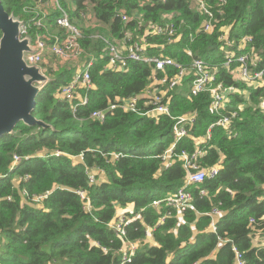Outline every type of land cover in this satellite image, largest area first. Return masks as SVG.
<instances>
[{"label": "trees", "instance_id": "trees-1", "mask_svg": "<svg viewBox=\"0 0 264 264\" xmlns=\"http://www.w3.org/2000/svg\"><path fill=\"white\" fill-rule=\"evenodd\" d=\"M29 2L1 0L4 10L20 20L34 16L24 11ZM71 2L75 11L70 19L82 32L84 57L93 60L92 88L80 90L88 102L73 112L59 90L71 81L76 65L46 56L52 70L44 69L51 81L36 96L32 112L46 127L19 122L11 134L0 137V264H120L117 249L123 241L108 223L117 207L129 204L141 211L142 219L125 228L126 240L139 243L125 264H233L232 245L245 264H264V246H253L252 241L264 238V87L234 80L222 66L226 52L238 56L251 48L264 66V0H226L223 6L205 0L214 13L211 33L197 32L205 15L191 8L193 0ZM122 11L133 17L125 28L135 39L144 36L148 55L184 65L202 59L214 72V85L236 90L224 97L225 109L217 114L209 94L190 95L192 73L175 88H162L172 117L195 119L175 153L198 149L197 163L204 170L218 168L213 178L188 188L191 207L180 215L165 204L158 209L151 205L185 183L181 161L164 168L159 158L174 142V122L162 115L148 118L120 110L102 122L89 118L118 98L140 94L150 83L152 70L146 64L128 62L125 72L106 66L103 41L120 38ZM137 14L142 15L141 27ZM50 20L44 19L56 29ZM150 23H171L173 33L144 34ZM174 72L167 69L170 76ZM230 111L237 115L228 129L214 127L208 137V127ZM112 153L118 158L112 159ZM14 156L20 161L14 163ZM91 170L103 173L95 184L88 180ZM79 191L89 200V211ZM213 208L222 213L215 220L209 216Z\"/></svg>", "mask_w": 264, "mask_h": 264}, {"label": "built area", "instance_id": "built-area-1", "mask_svg": "<svg viewBox=\"0 0 264 264\" xmlns=\"http://www.w3.org/2000/svg\"><path fill=\"white\" fill-rule=\"evenodd\" d=\"M30 1L29 5L24 8V11L32 13L34 16L29 20H20V37L29 36L31 38L32 52L25 55L26 63L28 65L40 67L42 72L46 74L45 69L49 71L52 70V65L48 63L46 56H52L62 62H67L76 66L81 64L82 59L86 60L80 43L82 32L71 21L70 15L61 5L60 0ZM150 1L151 0H142L143 3H148ZM225 1L226 0H217L216 5L223 6ZM191 8L205 15V20L201 23L197 32L211 33L213 29L212 21H214V13L205 3V0H193ZM218 13L221 14V11ZM79 15L81 19L85 21L88 20V23L89 21L92 22L84 13H80ZM49 16H51L50 21L54 22L56 29L52 28V22L50 24L45 23V17ZM132 18V16L122 11L120 20L124 28L119 33L120 38H112L111 40L105 38L103 41L106 46L104 49V55L107 59L106 66L113 71L125 72L128 70V62L146 64L150 66L152 70L150 83L140 94L129 98H118L106 108L91 112L89 118L102 122L109 113L120 110L124 113H134L148 118L162 115L170 118L174 122L172 125L174 142L159 156V158L164 168L170 167L176 160L181 161L187 173L185 183L175 193L168 195L162 200L153 201L151 205L158 209L161 204H165L168 207L175 208L180 215L191 207L192 195L188 191V188L202 183L207 178H213L217 175L218 168L211 167L204 170L199 163H197L198 157L201 156V151L198 149H195L191 154L184 150L175 153L174 150L177 142L187 136L195 119L194 117L186 115L172 117L167 103L164 102L165 91L162 88L167 87L169 90L173 89L180 84L184 76L188 75V73H192L193 78L189 87L190 95L198 96L202 93L209 94L211 98V109L217 114H220V109H225L224 97L236 90L233 88H223L221 84L214 85V72L202 59H194L190 64L184 65L169 57L148 55L146 52V47L148 45L144 40V36L135 39L133 33L125 28V26L132 21ZM163 18H165V16H163ZM135 20L138 22L139 27L143 25L141 14H137ZM148 33H152L153 35H171L173 33V25L171 23H166L163 26L152 23L146 24L144 34ZM93 37L101 39L97 34ZM243 40L245 42H250L248 38H244ZM92 61V59L86 61L82 69L79 72H75L71 81L61 86L59 90L60 97L70 103L73 112L79 107L86 106L88 102L86 94L80 96L79 92L80 90L87 91L92 88L89 73V68L93 64ZM260 63L261 59L255 54L253 48H251L249 53L240 54L238 56H234L231 52H226L225 61L222 66L225 67L226 70H229L234 80H240L247 83L249 86L259 88L264 87V66H260ZM232 65H236V67L231 70ZM168 68H172L175 71L171 76L167 73ZM157 73H160L162 76L158 77ZM243 93L244 92L241 94ZM236 115L237 113L235 111L220 115L216 122L208 127L207 136L209 137V131L214 127L228 129L232 120L236 118ZM78 158L79 161H82L81 157ZM111 158L116 159L118 155L112 153ZM20 159V157L14 156V163L19 162ZM102 174L100 170H91L88 176L89 183H97L99 181L98 178H101ZM48 194L47 192L43 196L37 197L35 202H40ZM79 195L81 200H86L84 210L89 211L90 204L85 193L79 191ZM200 195H204V191H200ZM130 206V209L129 206L123 209L116 208L115 217L108 223V227L115 233L117 238L123 241L120 248L117 249V254L118 256L120 255L121 260L120 264L129 263L139 247L138 242L126 240V226L136 220L142 219L141 211L135 212L134 206L132 204ZM221 214V211L213 208L209 216L212 220H215ZM160 221L163 222L164 217H162ZM250 222L252 223L253 220L250 219ZM212 229L213 231L215 230L214 227H212ZM149 231L150 230H147V235L150 233ZM231 251L234 255L233 264H245L242 253L235 246H231Z\"/></svg>", "mask_w": 264, "mask_h": 264}, {"label": "water", "instance_id": "water-1", "mask_svg": "<svg viewBox=\"0 0 264 264\" xmlns=\"http://www.w3.org/2000/svg\"><path fill=\"white\" fill-rule=\"evenodd\" d=\"M20 26V19L8 14L0 0V137L11 134L19 122L46 127L32 112L36 96L51 79L26 63L31 38L20 37Z\"/></svg>", "mask_w": 264, "mask_h": 264}, {"label": "rangeland", "instance_id": "rangeland-1", "mask_svg": "<svg viewBox=\"0 0 264 264\" xmlns=\"http://www.w3.org/2000/svg\"><path fill=\"white\" fill-rule=\"evenodd\" d=\"M61 5L67 10L68 14L72 17L74 15L75 7L73 6L71 0H60ZM87 26H93V23L89 21L86 22ZM78 25V24H77ZM51 58L50 56L47 57V59ZM86 60L82 59V62L80 65L76 66V72H79L83 65L85 64ZM134 206V205H133ZM257 238L253 237V243H256Z\"/></svg>", "mask_w": 264, "mask_h": 264}, {"label": "crops", "instance_id": "crops-1", "mask_svg": "<svg viewBox=\"0 0 264 264\" xmlns=\"http://www.w3.org/2000/svg\"><path fill=\"white\" fill-rule=\"evenodd\" d=\"M127 206H129V209L131 208L130 205H127ZM117 208H120V207H117ZM255 237L257 238V240H256L255 244L253 243V246H264V238L263 237H259V236H255Z\"/></svg>", "mask_w": 264, "mask_h": 264}, {"label": "clouds", "instance_id": "clouds-1", "mask_svg": "<svg viewBox=\"0 0 264 264\" xmlns=\"http://www.w3.org/2000/svg\"><path fill=\"white\" fill-rule=\"evenodd\" d=\"M129 205H131V204H129ZM126 206H127V205H126ZM124 208H125V207H124ZM120 209H123V208L120 207Z\"/></svg>", "mask_w": 264, "mask_h": 264}]
</instances>
